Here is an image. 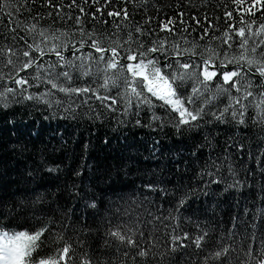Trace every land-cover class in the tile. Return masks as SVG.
I'll return each mask as SVG.
<instances>
[{
  "label": "trees",
  "instance_id": "16d2710c",
  "mask_svg": "<svg viewBox=\"0 0 264 264\" xmlns=\"http://www.w3.org/2000/svg\"><path fill=\"white\" fill-rule=\"evenodd\" d=\"M262 26L264 0H0L4 247L39 232L25 264H264ZM140 45L178 57L163 75L204 53L241 65L240 80L181 69L169 80L185 116L146 81L144 106L143 78L114 79L119 64L101 60ZM112 46L119 55L97 51ZM39 59L27 84L7 81Z\"/></svg>",
  "mask_w": 264,
  "mask_h": 264
},
{
  "label": "snow or ice",
  "instance_id": "6c2138e0",
  "mask_svg": "<svg viewBox=\"0 0 264 264\" xmlns=\"http://www.w3.org/2000/svg\"><path fill=\"white\" fill-rule=\"evenodd\" d=\"M167 27V25H165ZM264 27V26H262ZM137 32H140V28L135 29ZM239 32L241 37L244 36L245 29L243 27L239 28ZM131 39V36H130ZM80 43H84L83 40L80 41ZM151 43V42H149ZM96 44H93V47H96ZM139 48H143L144 50H139ZM137 50H133L131 47H124L121 49L123 53V58L119 61V69L121 72V75L119 77L114 76V79H120V80H126L127 78V73L129 70H131V73L133 76L137 77H142L143 80L139 81V86H140V91L137 92V96L139 98V101L142 102L144 106H152L154 107V104L152 102V99L147 96L146 93L143 92V88L145 86V81L146 85L148 88V92L152 93L153 95H160L161 99H165L166 96L162 94L163 90L160 85H154L153 79H149V75L156 80L162 81L164 84H167L169 88H171V84H168V80L170 77H174L176 73L180 72L181 69L186 70V72L191 73L192 75L196 76L199 78V73L200 70H203V76L206 78H209L211 80L212 77H216L217 80H221V83H223V80H230L231 78H235V80H240V75L237 74L235 71L236 68H240L241 65L233 63L232 65H229L228 68L224 67V61L227 59L225 56L223 59L217 58L215 56H206L204 53L200 54L199 60L195 64H189L187 62L183 63L182 65H177L175 61L170 62L167 65V68L165 69L167 72V75L161 74V67L163 65H160V61L166 59V56L171 54L172 50L165 49L163 46H153L151 48H145L144 45H140ZM175 46H173L174 50ZM71 50V49H70ZM103 51V49H100ZM110 51L114 55H119L117 53V49L115 46H112L110 48ZM129 53H132L129 55ZM161 53H165V55H161ZM155 54V55H153ZM35 55V54H33ZM41 56L44 55L43 52L40 53ZM57 56L60 55L59 52L56 53ZM176 55H180L179 52H176ZM186 60H190L191 57H186ZM102 62L107 64L113 69H117L118 65L114 61L113 58H108L106 60L102 59ZM138 61V63H130L129 61ZM215 60V69L216 71H212V61ZM29 62H25L22 64L23 68H29ZM249 63H253L252 61H249ZM160 65V66H157ZM148 69L146 72L145 69ZM173 69L176 71L173 72ZM245 71H251V69H245ZM260 72L264 73V67L260 68ZM66 75V74H65ZM247 79V77H245ZM215 83V81H212ZM14 83L19 84V85H25L28 83V79L26 76H21L19 79H15ZM174 83L176 84V87L180 90V94H185L187 92V89L183 87V79H175ZM234 83V81H233ZM233 83H229L226 85L227 88L231 89L233 87ZM205 87H207V84H205ZM261 87H264V84L261 85ZM21 95L24 93L25 89L21 88L17 90ZM64 91H67L65 89ZM76 92L82 91V89H75ZM90 91V89H89ZM31 98V97H29ZM119 98V93H117L116 97H113L111 93L108 94L107 99L112 100V99H118ZM101 100L105 99V97H100ZM188 99V97H186ZM57 103H59L57 101ZM169 104L175 106L178 104V101L176 100H169ZM108 108L114 107L113 104L109 103L107 105ZM129 110V106L126 105L125 111ZM225 111H230L227 107L225 108ZM233 115H237V113H233ZM185 116L184 111H180V117L183 118ZM153 119H159V117L155 116L153 114ZM195 119V117H193ZM241 122H243L242 115H241ZM139 123V121H137ZM177 127H179V123H177ZM39 232H37L33 236H29L27 233H19L14 237H10L8 239V247L4 249L6 253V264H25V261L22 259L24 256H29L28 253V243L29 241L35 240L39 236ZM199 240V238H198ZM34 246V245H33ZM64 251H67L65 249ZM39 255V253H37ZM31 260H34L35 257L29 256ZM38 264H55V261H50V260H39Z\"/></svg>",
  "mask_w": 264,
  "mask_h": 264
},
{
  "label": "rangeland",
  "instance_id": "374dc122",
  "mask_svg": "<svg viewBox=\"0 0 264 264\" xmlns=\"http://www.w3.org/2000/svg\"><path fill=\"white\" fill-rule=\"evenodd\" d=\"M145 70L147 72V68ZM129 71L131 72V70H129ZM148 78L153 79L154 85H160L161 86V88L163 90L162 94H164L166 96L165 99H161V96L158 95V97L161 99V101L164 102L165 104H167L172 109H174L180 113L181 107H180L179 96L177 94L176 89L171 84V82L168 80V84H171V88H169L168 85L164 84L162 81L156 80L155 78L150 77V76ZM169 100H176V101H178V104L173 106V105L168 103ZM0 250H1V248H0ZM0 264H6V256H3L1 253H0Z\"/></svg>",
  "mask_w": 264,
  "mask_h": 264
},
{
  "label": "water",
  "instance_id": "95a60500",
  "mask_svg": "<svg viewBox=\"0 0 264 264\" xmlns=\"http://www.w3.org/2000/svg\"><path fill=\"white\" fill-rule=\"evenodd\" d=\"M81 49H83V47H79V48H76V49H74V50L64 52V53L60 54L59 56H57L56 54H47V55H45V56H50V57H63V56H66V55H68V54H71L72 52H78V51L81 50ZM99 52H100V53H109L111 56L114 57V54H113L109 49H105V50H103V51L100 50ZM114 58H115V60H116V63L119 64V60H117L116 57H114ZM176 58H178V57H170V58H168V59H166V60H161V61H160V64H161V65H166V64L168 63L169 60H173V59H176ZM40 60H41V59H39L35 64L31 65L29 68H27V69H25V70L19 72V73L17 74V76H15V77L9 79L8 81H9L10 83H14V80H15V79H17L18 77H20V76L23 75L24 73H26V72L32 70V69H33V68H34V67L40 62ZM131 63H138V61L131 62ZM228 67H229V66H226V68H228ZM213 68H215V67H213Z\"/></svg>",
  "mask_w": 264,
  "mask_h": 264
}]
</instances>
